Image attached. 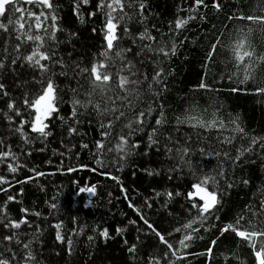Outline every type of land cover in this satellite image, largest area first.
Masks as SVG:
<instances>
[{"label": "trees", "instance_id": "obj_1", "mask_svg": "<svg viewBox=\"0 0 264 264\" xmlns=\"http://www.w3.org/2000/svg\"><path fill=\"white\" fill-rule=\"evenodd\" d=\"M50 2L58 17L53 59H62L68 65L69 73L68 76L59 75L58 64L53 69L57 73L55 83L64 101L60 104L59 116L68 118L72 96L69 90L77 89L80 99H83L81 93L90 90L85 78L88 74L78 76L72 66L76 63L90 68L94 54H97V60L100 59L99 51L106 48L103 41L106 9L96 10L99 0H89L88 5L79 6L78 12L83 14L81 22L73 11L75 0ZM139 2L137 0L132 8L126 7L125 11L136 12ZM142 2L145 5L143 24L139 22V15L128 21L130 34L135 35L146 27L157 40L163 38L167 41L174 32L176 50L168 58L160 56L162 63L157 64L151 53L145 52L140 57L134 55L139 45L148 41H137V46L132 47L128 57L139 70L137 78H142V73L150 81L154 70L162 68V80L153 83L155 95L147 91L146 84L140 86L143 95L131 111L122 109L125 116L114 122L110 136L101 134L98 119L89 106L78 122L70 121L77 129L71 135L56 113L46 121L51 132L46 140L29 133L30 126L26 123L22 130L29 133V143L25 144L19 133L9 130L21 117L13 116V125L10 126L0 112V151L11 150L16 154L15 160L4 158V163L0 164V176L8 181L0 184V206L4 207L7 219L19 221L24 216L28 221L15 230L5 229L0 223V258L8 259L10 264H23L28 251L23 248V243L31 238L28 234L35 232L37 225L41 229L39 242L33 239L30 245L35 261L29 264H149L150 259L155 264L153 258L159 259L160 264H168L163 258L167 251L165 245L159 243V238L147 227L145 220L174 246H178L182 235H192L193 238L187 241L188 247L182 250V258L174 264H255L253 249L247 239L236 237L231 230L221 233L220 229L231 224L242 230L264 231V213L260 211L264 201V146L261 143L264 142V92L257 91L264 88V0H203L194 11V0ZM19 4L25 9L21 18L25 30L32 22L27 11L36 14L49 11L25 4L24 0H19ZM9 14L6 11L0 16V23L8 25V31L0 30V59L5 64L0 69V83L19 103L25 91L29 98L37 91L39 85L34 80L39 78V73L24 62L23 56L30 52L33 43H22L23 35L20 41L15 39L13 25L8 24ZM11 15L20 17L19 13ZM241 16L243 19L237 18ZM188 17L193 18L188 19L180 30H175V20ZM123 27V24L117 27L118 36H123ZM35 31L33 28L32 34ZM70 33L75 36L69 39ZM237 41H242L245 53L239 62L231 47ZM17 44L20 45L19 52L13 51ZM45 46L53 47L51 41H45ZM120 46L131 47V41L124 38L114 42V47ZM17 55L21 59L12 64ZM110 70L116 73L117 68ZM245 76L248 77L246 80ZM116 82L117 77L113 75L110 83L115 86ZM201 83L207 87L200 88ZM115 91L119 92V89ZM7 99L0 94V110H6ZM94 99L103 107L99 96ZM149 105L152 111L151 115L146 113L142 118L143 130L128 137L138 147L120 161L115 150L117 133L133 113L147 110ZM161 112L165 122L158 128L157 143L150 144L148 135L157 127L155 120ZM187 115L222 122L227 129L234 126L230 121L238 119L246 135L217 128H193L190 123L177 122L178 116L183 119ZM24 118L28 119L26 113ZM225 136H232L231 143L224 142ZM253 137L257 144L235 159L237 149L248 147ZM98 141L102 144L99 150L95 147ZM185 146L189 151L186 162H181L176 150ZM8 163L21 166L11 173L7 171ZM69 168L73 171L69 172ZM149 171L153 174L148 175ZM36 173L43 175L37 176ZM109 175L118 177L120 182L108 178ZM203 176L215 177L219 203L211 210V215L206 214L208 218L202 224L197 220L189 229H183L184 223L198 215L195 209H191V203L202 202L195 197L188 200L187 194L193 191L192 183ZM93 185L96 187L95 196L79 192L80 187ZM205 187L211 190L213 185L210 183ZM157 192L161 195L156 196ZM165 192H180L181 196L167 198ZM9 196L13 199L9 200ZM53 203L55 209L50 207ZM130 203L140 215L129 207ZM21 208L28 210L27 215L20 211ZM33 212L39 216L32 215ZM253 212L257 215L253 216ZM55 223L61 224L60 232L64 238L61 242L55 239L56 230L52 227ZM251 225H255V229ZM176 228L181 231H174ZM192 228L197 231L193 232ZM103 229L107 230L106 238L99 235ZM13 231L19 234L21 244L3 240ZM89 236L93 239L89 240ZM68 238L72 240L70 254L67 251ZM254 241L259 250L264 237H256ZM133 245L135 252L130 253L128 248ZM209 248L211 253L206 251ZM13 255L15 260L11 259Z\"/></svg>", "mask_w": 264, "mask_h": 264}, {"label": "snow or ice", "instance_id": "obj_2", "mask_svg": "<svg viewBox=\"0 0 264 264\" xmlns=\"http://www.w3.org/2000/svg\"><path fill=\"white\" fill-rule=\"evenodd\" d=\"M137 0H99L96 5V10L106 9L105 12V24L103 26V41L106 43V48H102L99 51L98 56L99 60L96 59V55L94 54L93 60L90 68L80 67L78 64L74 63L72 66V71L76 73V75H83L87 73L88 75L85 77L89 83V91L81 93L83 99L78 98L77 89H70L69 91L72 93V96L69 100V105L71 108L70 116L65 118L63 116H59V107L60 104L63 103V97L61 96V90L59 86L55 83L54 77L57 75L53 69L55 65H59L61 71L59 75L68 76V65L61 60H54L53 56L55 55L54 45L56 43V32L58 31L57 25V15L55 14V9L50 0H24L25 4L35 5L37 7L48 9V13L44 11H40L38 14L27 11V16L31 18V23L28 24L27 29L25 30V23L21 22V18L25 14V9L22 8L19 4V0H0V16L9 12L8 16V24L13 25L12 32L15 33V39L20 41L21 36L23 35L24 39L21 41L22 43L31 41L33 46L26 55L23 56L24 62L28 64L30 68L38 71L39 78L34 80V83L39 85V88L35 93L32 94L31 98H29V93L27 91L24 92L22 99L19 101L11 98L10 93H8L5 89V85L0 83V94L4 97H8L6 102V110H0L2 112L3 118L8 122L10 126L13 125V116L21 117L18 124L10 127V131H14L19 133L20 139L24 141L25 144L29 143L28 135L29 133L36 134V137L41 140H46L48 136L51 135L49 129V118L53 116L54 113L57 114V117L61 120L62 124L67 125V133L69 135L74 134L77 129L73 127V124L70 121L78 122L79 117L84 115L89 106H91L92 111L95 113L100 129L102 130V135L104 137H108L111 135V130L115 121H119L121 117L125 116V112L122 109H129L131 111L132 108L135 107V102L138 101L143 95V90L141 89L142 84H146L147 91L152 95H155L153 92V83L158 84L162 80L163 69H155L154 74L151 76V80L149 81L147 76H144L141 73L142 78H137L138 69H136V64L133 62V59L128 57V53L132 52V47L137 46V41L143 42L148 41L149 43H141L139 45L138 51L135 52V57H140L145 52L151 53L156 57L155 63H162L160 61V56L164 58H168L170 54L174 55L176 50V43L174 41L173 32L172 35L169 36V39L165 41L163 38L157 40L156 37L151 35L148 29L145 27L139 33L132 35L129 32V28L127 27V22L131 21L136 15H139V22L143 24L144 15L143 9L145 7L142 0L139 2V7L136 12L129 13L125 11V8H132ZM203 3V0H194L193 11L196 7H199ZM89 0H75L73 11L77 13V18L81 19L82 22V13L78 12L80 5H88ZM213 7H218V5L213 4ZM11 13H19V18H14ZM91 15V13H89ZM193 17H188L185 19L177 18L174 22L175 30H180L183 25H185L188 19H192ZM238 19H243V17H237ZM50 19V24L48 23ZM123 24V36L117 35V27ZM33 28L36 30L35 34H32ZM0 30L8 31V25L4 23H0ZM41 32L44 34L41 35ZM170 32H172V28L170 25ZM75 36V33L69 34V39ZM127 38L131 41V47H114V42H117L121 39ZM45 41H51L53 47L46 48ZM170 45V47H169ZM20 45H14L13 51L19 52ZM234 51L235 59L237 62L241 61L245 55L244 51H242L243 43L242 41H237L234 45L231 46ZM250 55V53H248ZM21 59L19 55L15 57L11 61L12 64H15L17 60ZM42 61H46L47 63H42ZM119 62V64H117ZM5 67L4 61L0 59V69ZM116 67V73L111 72V68ZM77 68L79 71L77 72ZM51 71V75L49 72ZM113 75L117 77L116 85L113 86L110 81L113 78ZM46 77V78H45ZM248 77L245 76V80ZM200 88H206L207 86L203 83L200 84ZM118 88L119 92H116L115 89ZM235 91V89H234ZM258 92H264V88L257 89ZM99 96L100 101L103 103V107H101V103L94 99V97ZM117 101L120 103L118 104ZM151 105H149L147 110H140L131 115V118L127 119L126 123L122 125L121 132L116 135V145L115 150L119 155V160L124 161L126 156H128L132 149L138 147L137 144L132 143L128 137L135 135L137 132L143 130L144 120L142 119L147 115H151ZM11 113V114H10ZM27 114L28 119L24 118V114ZM163 112L159 118L155 120L156 128H153L152 132L148 135V141L150 144L157 143L155 136L157 134L158 128L163 126L164 123ZM177 122H187L190 125L195 127H200L205 130H209L212 128H217L222 131H230L233 134H239L241 136L246 135L244 133V129L239 125L238 119H233L230 121L234 126L231 129H227L224 127L222 122H217L213 119H200L196 115H187L185 118L177 117ZM29 124V133L24 132L23 126L25 124ZM127 129L125 132L124 130ZM232 136H225L224 142L231 143ZM262 146H264V142H261ZM257 144V140L255 137L251 138L249 141L248 147L241 149H237V156L235 159L240 158V154L242 152H249L252 150V145ZM0 147H2V142H0ZM81 147H86V145H81ZM95 147L99 150L102 148V144L98 141L95 144ZM109 151H113V149L109 148ZM166 151L171 152L172 149H166ZM181 162L185 161V156L187 155L189 149L185 146L182 149L176 150ZM203 152V149H201ZM217 156L220 153H216ZM225 157H228V154H224ZM4 158H11L12 160L16 159V154L9 151H0V164L4 163ZM98 165H102L100 160H96ZM190 163V162H189ZM21 165L14 166L13 163L7 164V171L11 173H15L17 171V167ZM69 172L73 171L72 168L68 169ZM151 171L148 172V175H152ZM37 176L43 175V173H36ZM222 175V173H221ZM108 178L115 180L119 183V178L109 175ZM8 181L4 176H0V184H6ZM212 184L213 187L209 190L205 187L208 184ZM247 184V181H244ZM191 188L194 191H189L187 194V199L192 200L193 195L198 197V201L202 202H193L191 203V209H195L198 213L197 216L192 217L187 223H184L181 227L183 229H189L191 225L195 224L197 220L201 222V224L208 218L206 214L211 215V210L219 203L218 193L216 191V180L213 176H203L198 179L197 182L192 183ZM6 191V189H4ZM123 192L124 189L121 188ZM80 193H87L91 196L96 195V187L95 185L90 187H80ZM161 193L157 192L156 196H160ZM165 197L171 198L173 195L181 196L180 192L171 193L165 192ZM9 200H12L13 197L9 196ZM147 204V201H145ZM51 208L55 209L56 204H51ZM129 207L133 209V211L137 212V215H140L139 211L130 203ZM20 211L27 215L28 210L25 208H21ZM261 213H264V201L261 203ZM32 215L39 216V213L33 212ZM253 216H256L257 213L253 212ZM4 219H7L6 214L4 213V207L0 206V223H3L5 229H19L22 224H28V221L22 216L19 221L7 219V223H4ZM143 219V217H142ZM240 219H243L241 217ZM129 223H133V221H129ZM147 224V227L151 229L155 235L159 238V243L165 245L167 251L164 254V259L168 261V264H174L176 260H180L182 258V250L188 247L187 241H190L193 237L192 235H182L178 241V246H174L172 242L165 238L159 231L153 228L152 224L148 223L147 220L144 221ZM239 225V221L236 222ZM31 226V225H29ZM52 227L56 230L55 239L58 242L64 240L61 236V224L55 223ZM253 229H255V225H251ZM233 231L238 238L247 239L250 246L253 249V256L255 260V264H264V242L260 243L259 250H257L254 238L256 237H264V231H248L242 230L240 227L226 224L224 227L220 229L221 233L225 231ZM95 231V229H93ZM120 229H117L119 232ZM176 232H180V228L174 229ZM192 231L195 232L197 229L192 228ZM41 229L39 225L36 226L35 232L28 234L30 235V239L23 243V248L28 250L25 261L23 264H29V262L35 261V255L30 249V245L33 242V239L36 242H39V234ZM99 235L101 237L106 238L108 233L106 229L100 230ZM171 235V233H169ZM89 240H92V236L88 237ZM5 241H14L17 245L21 244V240L19 239V234L15 231L11 233V235H5L3 237ZM67 251L71 253V245L72 240L70 238L67 239ZM215 244V241L211 242ZM8 251H12L11 249H7ZM130 253L135 252V245L128 248ZM208 253H211V248L206 250ZM169 256L171 259H169ZM12 260H15L16 257L13 255L11 257ZM155 259V264H160V260ZM227 259V257H225ZM0 264H10L8 259L0 258ZM38 264V262H37ZM149 264H152V259L149 260Z\"/></svg>", "mask_w": 264, "mask_h": 264}, {"label": "rangeland", "instance_id": "obj_3", "mask_svg": "<svg viewBox=\"0 0 264 264\" xmlns=\"http://www.w3.org/2000/svg\"><path fill=\"white\" fill-rule=\"evenodd\" d=\"M194 191V190H193ZM193 197H195V198H197L198 199V197L197 196H195V195H193Z\"/></svg>", "mask_w": 264, "mask_h": 264}]
</instances>
